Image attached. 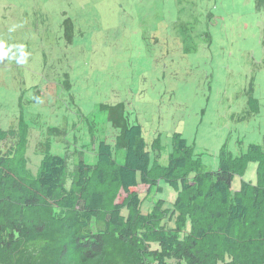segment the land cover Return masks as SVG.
Wrapping results in <instances>:
<instances>
[{
    "label": "rangeland",
    "instance_id": "obj_1",
    "mask_svg": "<svg viewBox=\"0 0 264 264\" xmlns=\"http://www.w3.org/2000/svg\"><path fill=\"white\" fill-rule=\"evenodd\" d=\"M249 94L258 101L252 114ZM116 103L141 126L152 164H167L173 133L205 171L217 169L224 144L234 156L260 145L264 11L254 0H0V129L15 127L22 111L32 173L44 148L69 171L81 158L95 164L99 142L116 135L99 106ZM156 138L158 151L149 145ZM242 181L256 182L255 163L231 191ZM158 186L133 189L143 214L157 200L172 207L176 191Z\"/></svg>",
    "mask_w": 264,
    "mask_h": 264
},
{
    "label": "trees",
    "instance_id": "obj_2",
    "mask_svg": "<svg viewBox=\"0 0 264 264\" xmlns=\"http://www.w3.org/2000/svg\"><path fill=\"white\" fill-rule=\"evenodd\" d=\"M254 5L264 11V0ZM248 96L252 114L258 101ZM99 110L116 131L113 144L100 141L96 163L81 158L71 171L44 148L32 173L22 111L15 127L0 129V264H264V137L239 156L224 144L217 169L205 171L194 146L173 133L167 164H152L142 128L124 104ZM149 145L158 151L159 139ZM250 163L256 182L242 181L232 192L233 177ZM161 181L176 191L172 207L157 200L143 214L133 189L150 192Z\"/></svg>",
    "mask_w": 264,
    "mask_h": 264
}]
</instances>
